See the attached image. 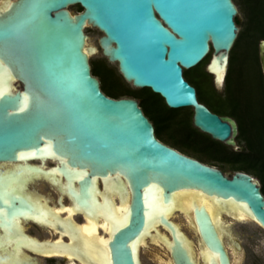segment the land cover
Wrapping results in <instances>:
<instances>
[{
  "label": "water",
  "instance_id": "1",
  "mask_svg": "<svg viewBox=\"0 0 264 264\" xmlns=\"http://www.w3.org/2000/svg\"><path fill=\"white\" fill-rule=\"evenodd\" d=\"M74 4L82 9L70 10ZM240 19L234 0H0V227L28 216H50L70 234L68 227L81 225L33 202L27 187L46 176L75 210L109 223L110 264H139L128 241L158 219L171 228L175 264H197L187 250L193 252L192 240L164 217L177 195L210 197L235 219L264 229L257 177L228 174L159 140L138 99L105 94L90 65L100 49L126 82L149 87L169 107L189 106L196 128L237 149L236 120L199 101L183 70L210 53L206 70L216 87L223 85ZM86 26L101 32L97 45L88 43ZM258 56L264 79V39ZM116 173L130 185L119 193L127 201L120 213L107 183L115 185ZM190 207L211 264H230L218 224L204 205L191 200Z\"/></svg>",
  "mask_w": 264,
  "mask_h": 264
},
{
  "label": "trees",
  "instance_id": "2",
  "mask_svg": "<svg viewBox=\"0 0 264 264\" xmlns=\"http://www.w3.org/2000/svg\"><path fill=\"white\" fill-rule=\"evenodd\" d=\"M234 1L242 19L238 20L240 28L229 52L222 89L216 88L212 74L206 70L210 53L195 66L184 69L183 75L195 86L199 101L236 120L237 149L196 128L189 106L169 107L149 87H132L105 57L90 60L91 73L98 77L101 90L108 96L137 98L158 139L223 170L253 174L264 195V79L258 56L259 40L264 39V0Z\"/></svg>",
  "mask_w": 264,
  "mask_h": 264
},
{
  "label": "flooded vegetation",
  "instance_id": "3",
  "mask_svg": "<svg viewBox=\"0 0 264 264\" xmlns=\"http://www.w3.org/2000/svg\"><path fill=\"white\" fill-rule=\"evenodd\" d=\"M221 170L227 172L228 174H231L233 172L223 169ZM110 176L112 177L114 176L115 180L118 182V183L116 182L115 185L111 184L110 181L107 182L109 189H111V196L113 195L114 198L116 197L115 203L117 204V212H118L119 210L118 208L119 206L121 207L122 204L120 202L119 193L124 191L129 192L130 185L127 183L126 179L122 174L116 173L115 175L110 174ZM99 186L101 188L104 186V181L101 178H99ZM27 192L31 194V198L33 202H37L38 200L43 208L49 207L54 210L60 207L58 198L59 195L61 194V190L59 189L58 186L56 187V189H53L50 185H48V189L44 190L40 185L34 186L30 184L27 187ZM61 195L63 202L70 203L72 206V201L69 198V196L63 192ZM195 197L196 196L194 195L175 196V200L172 202V205L174 206L173 210L164 214L166 221H170L176 230L183 232V234H185L188 239L192 240L191 249L193 250L194 253L190 249H187L188 251H190L192 260L197 261V264H211V258L207 256V252L209 250L208 245L201 238L199 232L197 231L195 218H194V211L188 205V203L189 204L191 203V200L196 199L195 201L197 202V205L205 206V209L207 210L211 221L214 224H218L217 231L220 234L221 241L227 252L229 261H231L230 264H240L241 262H243L246 258L245 247L243 246L242 238L239 232L235 229L234 225L235 222H250V221L235 219L234 217H232L230 213L222 210V208L219 205L217 206V204H215L213 199L210 197L205 198L207 200L206 201L207 205H205L206 203L202 202V199L200 197H196V198ZM208 205H211L213 207L212 211L211 209H209V207H206ZM54 206H56V208H54ZM184 208H185V210H183L184 212L181 211V209ZM122 210L119 211V213L122 212ZM78 211L82 213V215L79 216V219L77 217L76 219L72 217L76 222L83 224V222L85 221V217L92 218L84 211L82 210H78ZM176 211L181 214L180 220L181 221L184 220V222L187 224L188 227H185L183 223L181 224L179 218L173 215L174 212ZM59 214L61 216H65V214H63V211L59 212ZM73 215L75 216V209ZM98 220H96L99 222V223L97 222V228L93 229L92 231L90 230V233L88 232L89 236H87L88 234L86 232H84L83 234V231L80 228L81 225L79 227L74 226L75 228L73 227V230L72 228L70 229L68 227V230L72 231L73 233L75 232L73 235V233L70 234L69 232H67L65 228L64 227L62 228L57 222L55 223L50 216L47 217V219H42L39 217H32V216L19 217L17 218L15 225L12 226L9 230L0 227V264H82V263L85 264L86 262H87L86 264H90V263L110 264V254H111L110 242L113 238V232L111 226L106 220L105 221L107 222L108 232L107 230L106 231L103 230L101 227V223L104 221V219L101 217ZM260 228L264 230L262 227ZM93 231L95 232V235H93L94 233ZM60 232H62L61 236L59 235ZM94 236L99 237L100 240L102 239L104 243L101 244V246L104 249L98 248L100 246L101 241H99L100 243L99 242L97 243L96 240H93L95 239ZM107 239L108 241H106ZM142 239L144 240V243L142 242L143 241ZM155 239H158V241L161 243V246L156 243ZM61 241L67 242L68 243L67 247L64 246L63 243H61ZM150 242L152 243V245L156 244L155 246L161 249L159 251V255H162L161 256L162 259L164 258L167 259L165 260L166 263L164 261V264H175V261L172 256V244H173L172 231L171 228L160 219L150 221L147 224L145 230L141 234L133 237L128 241V247L132 251L133 257L135 255L138 258L139 264H158V261L152 257V255L156 257L153 254V251L150 252L151 250V248L149 247V245H151ZM238 242L240 243L242 251H240V249L237 247ZM229 244H231L232 247H234L237 251L241 252V257L238 262H235V260H233V254L231 252L230 249L231 246ZM101 250L104 252V254L100 253L102 252ZM104 250L106 251V256ZM100 254L101 256L104 255L103 258L106 259L104 260L103 258H100V256H98ZM83 260H85V262Z\"/></svg>",
  "mask_w": 264,
  "mask_h": 264
},
{
  "label": "rangeland",
  "instance_id": "4",
  "mask_svg": "<svg viewBox=\"0 0 264 264\" xmlns=\"http://www.w3.org/2000/svg\"><path fill=\"white\" fill-rule=\"evenodd\" d=\"M68 7L72 11H75V12L79 11L77 4L69 5ZM239 15H240V18L242 19V15L240 11H239ZM84 30L89 37L88 39L89 43L97 45V38L99 37L101 32L98 29L93 28L91 26H86ZM101 57H104V56L102 55L100 49H98L96 53L90 55V60L101 58ZM109 64L117 67L115 62H109ZM206 64L207 62L205 63V66ZM127 83L130 84L129 82ZM222 86L223 85H221L220 87H216V88L218 90H221ZM46 163L51 164L52 161H47ZM41 187L44 190L48 189V185L46 183H44ZM23 195L25 197L24 202L29 204L31 201L29 198V194L23 193ZM77 218L79 219V216H77ZM234 226L242 238V243H243V246L245 247V253H246L245 260L241 262L240 264H264V230H262L256 223L251 222V221L250 222H235Z\"/></svg>",
  "mask_w": 264,
  "mask_h": 264
},
{
  "label": "bare ground",
  "instance_id": "5",
  "mask_svg": "<svg viewBox=\"0 0 264 264\" xmlns=\"http://www.w3.org/2000/svg\"><path fill=\"white\" fill-rule=\"evenodd\" d=\"M89 43V42H88ZM50 160H53L52 158H49ZM38 161V160H37ZM47 161H49L48 159L46 160V162ZM45 162V163H46ZM44 183H46V184H48V185H50L53 189H56V187H57V185L56 184H53V183H51V181L49 180V178L48 177H46V176H42V177H39V178H36V179H34L30 184L31 185H34V186H38V185H40V186H42ZM46 195V194H45ZM49 196V195H48ZM51 196V195H50ZM113 196V195H112ZM117 196V195H116ZM179 196V195H178ZM185 196H187V195H185ZM190 196V195H189ZM193 197V196H192ZM116 198V197H115ZM178 198V197H177ZM187 198V197H186ZM189 198V197H188ZM202 199V202L203 203H206L205 205H207V200L205 199H203V198H201ZM177 200V199H176ZM185 200V199H184ZM183 200V201H184ZM188 200V199H187ZM196 200V199H195ZM199 200V199H198ZM197 200V201H198ZM186 201V200H185ZM196 202V201H195ZM177 203V202H176ZM182 203V202H181ZM200 203V202H199ZM202 203V204H203ZM196 204H197V202H196ZM188 205L190 206V204L188 203ZM187 205V206H188ZM127 206V201L125 202V203H123V204H121V207L119 206V210H118V212L119 211H121L122 210V208L123 207H126ZM183 206H184V203H183ZM218 206V205H217ZM206 207H209V209H211V211H212V209H213V207L211 206V205H208V206H206ZM215 207V206H214ZM54 208H56V206H54ZM179 208H181V207H179ZM183 210H185V208L184 209H181V211H183ZM186 210H188V209H186ZM217 210H218V208H217ZM56 211L57 212H61V211H63V214H65V215H67V216H71V217H73V218H75L76 219V217L77 216H81L82 215V213L80 212V211H77V210H75V216L73 215V213H74V209L72 208V206H71V204L70 203H64V206H61V207H59V208H57L56 209ZM115 211H116V213H118L117 212V209H116V207H115ZM175 211V210H174ZM225 211V210H224ZM184 212V211H183ZM187 213V212H186ZM188 214V213H187ZM212 214V213H211ZM219 214V213H218ZM240 214V216L241 217H246V215H245V213H239ZM173 215H175L176 217H178L179 218V220H180V217H181V214L179 213V212H174V214ZM217 215V214H216ZM222 215V214H221ZM212 217V216H211ZM177 218V219H178ZM192 218V217H191ZM189 220V219H188ZM187 220V221H188ZM226 220V219H225ZM99 221V220H98ZM98 221H96L95 219H93V218H89V217H85V221L83 222V224H81V230L83 231V234H84V232H86L87 234H88V232L90 233V230L92 231L93 229H96L97 228V222ZM180 222H181V224L183 223V225L185 226V227H188L187 226V224L184 222V220L183 221H181L180 220ZM191 222V221H190ZM99 223V222H98ZM230 226H231V224H230ZM101 227H102V229L103 230H107V232H108V229H107V222L104 220L102 223H101ZM220 227V226H219ZM189 228H190V226H189ZM222 228V227H221ZM232 228V227H231ZM73 230V229H72ZM191 230V229H190ZM74 231H75V229H74ZM82 231H81V233H82ZM187 231V230H186ZM223 231V230H222ZM78 232V231H77ZM94 232V231H93ZM92 232V233H93ZM190 232V231H189ZM75 233V232H74ZM197 233V232H196ZM222 233V232H221ZM60 236L62 235V232H60V234H59ZM76 235V234H75ZM91 235V234H90ZM93 235H95V232L93 233ZM92 235V236H93ZM157 235V234H156ZM78 236V235H77ZM87 236H89V234L87 235ZM95 237V236H94ZM97 237V236H96ZM95 237V239H93V240H96V242L98 243L99 241H101V243H100V246H101V244H103L104 242L102 241V239L100 240V238L99 237H97L98 238V240H97V238ZM70 238H72V237H70ZM110 238V237H109ZM190 238H192V237H190ZM143 240V239H142ZM154 240V239H153ZM156 240V243L157 244H159L160 246H161V243L158 241V239H155ZM106 241H108V239L106 240ZM106 241H105V243H106ZM228 241V240H227ZM143 243H144V240L142 241ZM152 242V241H151ZM150 242V243H151ZM163 243H165V242H163ZM99 245V244H98ZM106 245V244H105ZM144 245V244H143ZM156 245V244H155ZM155 245H152V243H151V245H149V247L151 248V250H150V252H152L153 251V254L156 256V257H154L153 255H152V257L153 258H155V260H157L158 261V264H164V261L165 260H167V259H162L161 258V256L162 255H159V251L161 250V249H159L158 247H156ZM166 245V244H165ZM230 246H231V252H232V254H233V260H235V262H237V261H239L240 260V256H241V252L240 251H237L234 247H232V245L231 244H229ZM95 246V245H94ZM97 246V245H96ZM98 247V248H100V249H104L102 246L101 247ZM105 247V246H104ZM97 248V247H96ZM97 248V249H98ZM107 248V247H106ZM69 249V248H68ZM165 249V248H164ZM96 250V249H95ZM105 250H107V249H105ZM104 250V251H105ZM204 250V249H203ZM69 251V250H68ZM71 251V250H70ZM100 251V250H99ZM102 251V250H101ZM72 252V251H71ZM103 252V251H102ZM102 252H100L101 254H104V252L102 253ZM155 252V253H154ZM165 252V251H164ZM204 252V251H203ZM82 254V253H81ZM101 254L100 255H98V256H100V258H103L104 257V255L103 256H101ZM204 254V253H203ZM231 254V253H230ZM231 254V255H232ZM55 255H57V254H55ZM105 256H106V251H105ZM84 259V258H83ZM104 260L106 259V258H103ZM80 260V259H79ZM232 260V259H231ZM84 262H85V260H83ZM90 262V261H89ZM88 262V263H89ZM92 262V261H91ZM104 262H106V261H104ZM169 262V261H168ZM231 262V261H230ZM82 263V262H81ZM87 263V262H86ZM85 263V264H86ZM165 263H166V261H165ZM83 264V263H82ZM91 264V263H90Z\"/></svg>",
  "mask_w": 264,
  "mask_h": 264
}]
</instances>
